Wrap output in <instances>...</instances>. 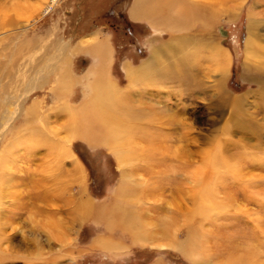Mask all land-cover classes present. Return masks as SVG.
I'll list each match as a JSON object with an SVG mask.
<instances>
[{
	"label": "rangeland",
	"instance_id": "374dc122",
	"mask_svg": "<svg viewBox=\"0 0 264 264\" xmlns=\"http://www.w3.org/2000/svg\"><path fill=\"white\" fill-rule=\"evenodd\" d=\"M233 1L227 10L218 2L207 27L199 18L183 30L192 36L185 50L193 42L201 47L196 59L184 62L182 51L163 54L153 67L159 72L133 88L125 68L139 66L173 34L152 20L132 19L134 0H58L45 13L48 0H0V112L8 99V120L0 116V153L9 143H19L4 151L15 175L4 186L14 255L31 259L38 251L40 264H51L49 259L56 264H264V0H244L236 7ZM96 32L110 46L111 77L132 93L127 103L132 121L141 118L134 125L150 137L141 140V153L123 162L107 145L74 137L69 148L76 157L58 163L49 160L44 146L21 143L30 132L43 139L64 137L63 124L71 117L65 107L83 101L89 91L83 76L96 62L90 46L74 52L73 46ZM208 43L227 52L222 75ZM62 44L68 47L63 52L72 85L51 91L56 81L50 80L32 90L19 110L24 82L33 75L28 70L45 64ZM152 97L169 106L158 110L163 124L156 121L158 111L142 108ZM34 102L38 108L32 112ZM213 152L216 168L208 159ZM53 171L68 179L70 208L61 207L63 195L48 202L50 193L42 192V180ZM123 182L131 187L125 195L119 192ZM206 196L216 201L211 213L197 210ZM84 199L92 201L90 209L82 207ZM48 212L57 226L52 237L43 229ZM137 218L148 228L162 222L169 232L174 229L179 241L196 250L198 262L182 249L135 240L136 231L129 232L125 223H137Z\"/></svg>",
	"mask_w": 264,
	"mask_h": 264
},
{
	"label": "bare ground",
	"instance_id": "6f19581e",
	"mask_svg": "<svg viewBox=\"0 0 264 264\" xmlns=\"http://www.w3.org/2000/svg\"><path fill=\"white\" fill-rule=\"evenodd\" d=\"M229 1L230 0H203V2L202 0L201 2H198V0H134L130 8L131 18H133L134 20H139L140 18L152 20L154 23L158 24V26L162 27L163 29H168L172 31L171 33L173 34L171 35L170 39L166 41L164 44L160 45L157 48H154L150 56L146 60H144L139 66H136V67L127 66L125 68L126 74L129 80V84H130L129 86L134 88V86L136 85L137 86L142 85L144 82L149 80V77L152 76V74H156V72L158 73L159 71L155 70L156 67L154 69L153 67L155 64H157V62L159 61V58L164 56L163 54L168 56L177 51L178 52L182 51L185 57V60H183L184 62L188 59H196V57L198 56L197 55L198 50H200L201 47L200 46H198L199 48L196 47L197 44L192 41L193 42V44L191 43L192 46L189 49L185 50V47H187L186 45H184L185 41L191 40L192 36L191 37L188 36L189 33L186 36V33L183 30L186 28H189L190 25L196 23V21H198L199 18L201 20L200 22H202V24L205 25L206 22H209L211 20L210 17H212V12L216 11L215 8L218 2H220L218 5L221 6V8H223L224 6L226 7V10H227V9H230V5L226 6ZM243 1L244 0H237V2L233 1L234 2L233 5L236 7L237 4L241 5ZM57 3H58V0H48L47 4H45V8L43 9L44 13L52 10L55 7V5H57ZM249 23H250V26H252L251 16L249 19ZM207 25L205 26L207 27ZM181 30L183 31V33H180ZM221 32L225 33V30L221 29ZM89 46L96 57V62L86 71V73L83 76L85 79L89 81L88 86H87V89L89 91L86 90L85 93L83 92L84 99L80 103L79 106L71 107L70 105H67L65 107V110L67 112L69 113L71 112V115H70L71 117L68 119V121L65 124H63L64 131H65L64 137L60 138L61 135L60 136L51 135V138L47 139L44 137L43 139L41 137L38 138L37 136H35L36 134H33L30 131H28L30 133H27L24 136L22 143H21L29 147L44 146L46 148V155L49 158V160L56 161L58 163L62 162L64 160V157H67V158L76 157V154H74V152L69 148L70 140L74 137H82L89 143H102L104 145H107L109 149L116 155V158L120 162H123L125 159L131 158L135 156L136 154L141 153L142 151L141 146L144 145V143L141 142V140L144 137L145 138L150 137V136L146 137L147 133L144 134L145 132L142 131V128L139 127L138 123L136 126L134 125L133 121L135 122L136 120L138 121V119L140 120L141 119L140 117L138 118L135 117V119H133L132 121V115L130 114L129 109L127 107L128 106L127 103H129V100H130L128 99V95L130 96L131 92L126 94L123 91V89H120L118 87L116 81L110 75L109 66H110L112 57H111V49H110L107 39L105 37H101V36L99 37L96 32L95 34H92L90 37H85L84 41L81 43H78L77 46L76 45L73 46L72 51L74 52V50H80L81 48L84 49L85 47H89ZM207 47H208L207 50L209 49L211 50V53H213V59L217 61L218 63L217 66H219L218 68L222 75V71L224 73V70L228 63L227 52H224L220 47L214 44L208 43ZM60 48H61L60 52L55 53L53 56H51V58H49V60L45 64L39 65V66L34 65V67H32L31 70L27 69L28 71L33 72L34 76L33 75L30 76L28 81L24 82L22 92L20 95V99H19V103H17L19 104V110H21L23 102L25 101V99L27 98V96L30 94L32 90H35L37 88H42L50 80L54 79L56 81L55 83L56 87L54 86L50 87L51 91L58 90L60 92V89L63 90L72 85L71 81L73 82V78H72V74L70 73L71 71L70 64H69L70 62H69L68 57L66 55L64 56V52H63L64 49H67L68 47L66 48V45L62 44ZM72 51L70 50L71 53ZM36 66L37 68L34 70ZM184 67H185L184 69L185 72L189 73L190 71L188 69V66L184 64ZM24 78H27V77H24ZM154 82L156 81L154 80ZM218 82H221L220 79L218 80ZM184 84H186V88L189 87L190 92L192 93L191 88L193 87L188 85L187 82H185ZM223 93H224L223 95H226L225 91H223ZM143 95L145 96L144 93ZM149 100L151 103L149 102L150 104L147 106L144 104L142 108L148 109L149 111L150 110L158 111V110H162L161 108L165 107L168 110L169 106L166 107L167 105L163 104V101L157 100L153 97L149 98ZM4 102H5V107L0 112V116L2 120L3 119L8 120L7 118L8 111L6 109L7 108L6 102H8V99L5 98ZM134 102H136V100H134ZM151 104H154L153 108ZM37 108H38V103L34 102L33 105L30 107V111L35 112ZM137 110H135L134 112H137ZM138 112L140 113V111ZM137 115L140 116L139 114ZM156 117H157L156 121H158L159 123L161 122L162 124L164 123V121H162L161 119L163 115H161L159 111ZM10 120L11 122H8V125L12 123V121L14 120V117L13 119H10ZM38 122L40 123L39 119H38ZM0 125H2V122L0 123ZM3 135H4V132L0 134V139L3 138ZM16 144H19V143H17V141H13L9 143L5 147H3L4 149H2L0 153V264H40L39 262L36 261V258H38L39 256V254H37L38 251H36V253L30 257L31 259L22 260V256H17L16 254L14 255V253L15 252L17 253V251L15 252L12 251V247H11L12 240L10 238L11 235L7 230L8 226L10 227L12 226L11 225L12 223L10 220L11 212L8 211L5 207L8 203H7V200H5L4 198L8 195L6 194L4 190V186H7L9 181H13V178L15 175L11 171L12 161L11 159H9L10 155H7V153L4 151L8 152L9 149L12 146H15ZM214 152L208 159H209L211 166L213 165V167L216 168L218 166L216 165V162H217V159L215 157L216 152L215 153ZM195 173L196 175L194 178H196V181L200 180L198 179V177L200 176L199 171ZM50 175L51 177L48 176L46 177L47 179L42 180L43 184L45 182V185H41L43 187V191H42L43 194H45L44 192H46L47 194L50 193L49 196H47L48 202H51V201L54 202L55 198H52V197H54L56 194H59V196L63 195L62 198L59 197L60 198L59 202H60L61 207L70 208L68 205L72 203V200L70 196L66 194L67 188L69 187L68 179L66 180V179L61 178L60 175L56 173V171L55 172L53 171V173H50ZM204 186H201V187H204ZM130 188H131L130 184H128L127 182H123L120 185L119 192L125 195V193ZM14 200L16 199L14 198ZM202 201L204 203L201 202L197 204L198 211L200 209L204 213H211L212 209L215 210L216 201H214L212 197L206 196L205 198H203ZM81 205H83L82 207H84V209H90L92 205V201H90L89 199H84L83 201H81ZM82 212L84 213V211ZM112 213L114 214V210H112ZM52 215H50L48 212V216L46 217V220H45L46 224L43 227L48 237H52L53 235L56 234L55 232L56 230L55 228L57 227L56 221L53 219ZM139 218L141 219L142 217H140L139 215ZM140 219L138 220L137 218L138 220L137 223H134L132 220H129V219L125 223L126 228L128 229L129 232L136 231L135 234H132L135 240H137L140 243H147V244H151V242L153 243V240L154 241L156 240V244L159 247L172 246L178 249H182V251H184L191 259L193 255L195 262L196 263L198 262L197 261L198 254H195L196 250H192L188 247L189 242L187 243L184 241L183 242L179 241L175 236L174 229H172V231L169 232V229L167 228V226L162 224V222L150 223L152 224L150 225L151 228H148L144 224L141 225L143 222L140 223ZM11 228L13 229V227ZM160 236H165V237H160ZM189 236L191 237V235ZM102 244H104L105 246L111 247V248L117 247V245L114 244L113 246L111 243L109 244L107 242H102ZM186 248H187V251H186ZM55 261H56L55 259H49V262L51 264H56Z\"/></svg>",
	"mask_w": 264,
	"mask_h": 264
},
{
	"label": "crops",
	"instance_id": "0c3cea01",
	"mask_svg": "<svg viewBox=\"0 0 264 264\" xmlns=\"http://www.w3.org/2000/svg\"><path fill=\"white\" fill-rule=\"evenodd\" d=\"M133 19V18H132ZM141 19V18H140Z\"/></svg>",
	"mask_w": 264,
	"mask_h": 264
}]
</instances>
